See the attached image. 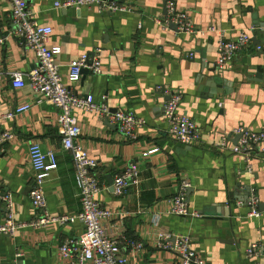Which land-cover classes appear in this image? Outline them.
Masks as SVG:
<instances>
[{
    "label": "crops",
    "instance_id": "obj_1",
    "mask_svg": "<svg viewBox=\"0 0 264 264\" xmlns=\"http://www.w3.org/2000/svg\"><path fill=\"white\" fill-rule=\"evenodd\" d=\"M56 1L62 0H27L34 19L53 29L49 44L61 48L55 59L70 90L79 96L91 94L110 111L145 121L128 139L106 117L75 111L79 143L98 163L92 170L101 185L96 199L114 213L115 224L127 229L121 253L137 264H176L170 249L157 246L156 234L163 229L188 234L206 264H261L245 250L252 242L264 243V154L237 151L235 130L264 129V0H172L189 13L194 33L162 24L169 0H118L130 11H110L96 3L68 9L56 7ZM15 31L9 2L0 0V68L27 73L37 60ZM242 31L249 33L251 43L218 69V35L236 39ZM82 53L96 54L102 73L86 71L77 83H69L68 64ZM169 92L179 96L178 112L196 122L201 133L197 145L168 135L164 103ZM25 102L31 103L27 111L8 116ZM58 113L28 84L14 89L6 79L0 87V133L14 134L0 143V192L11 194L19 225L14 235H0V264H72L58 249L82 235L80 221L28 225L39 213L30 198L32 142L57 153V168L44 184L49 213L71 216L80 211L74 163L61 147ZM223 137L228 139L224 147L218 144ZM151 146L160 151L140 161L139 185L116 196L109 180ZM182 182L189 184L190 214L170 215L171 199ZM249 190L258 198L256 214L246 201ZM6 211L0 200V224ZM154 216L159 217L158 226ZM137 242L142 249L132 250L130 244Z\"/></svg>",
    "mask_w": 264,
    "mask_h": 264
},
{
    "label": "built area",
    "instance_id": "obj_2",
    "mask_svg": "<svg viewBox=\"0 0 264 264\" xmlns=\"http://www.w3.org/2000/svg\"><path fill=\"white\" fill-rule=\"evenodd\" d=\"M10 5V16L16 26L15 34L22 38L29 50L37 60V66L29 72L3 71L0 68V87L4 80H8L14 89H21L29 85L32 92L39 95L49 104L59 110L57 114V128L61 136V147L70 153L74 163V177L80 202V211L76 215L52 216L47 210V202L44 195V184L51 171L58 165L56 150L44 151L40 144L32 142L28 146L30 166L33 172V184L30 193L32 206L39 211L36 218L29 222L31 227H42L50 223L64 224L67 221L78 220L83 225V233L78 240H66L58 249V254L68 259L72 264H137L121 253L120 246L125 242L127 229L122 223H114V213L103 206L96 195L101 190V185L92 170L98 163L91 157L87 150L79 143L81 127L75 111H87L97 113L106 117L117 128L125 138L133 139L136 130L144 125L145 121L132 113L123 111L111 112L104 104L95 101L93 95L79 96L74 94L66 80L59 72V64L56 56L61 52L58 45H50L49 39L53 33L50 25L39 24L29 9L27 0H7ZM101 4V8L110 11H130V8L121 4L118 0H77L56 1V7H76L85 5ZM162 24L176 25L177 32L194 33L196 28L192 23L189 13L177 8L172 0L166 2V16ZM4 37L0 36V43ZM251 43L248 32L242 31L236 39L227 38L221 33L217 37L218 58L216 66L218 69L225 68L230 64L234 56L242 48ZM260 49V47H257ZM86 70L92 74L102 73V64L96 54L82 53L72 59L68 64L67 81L77 83ZM161 87H157L160 90ZM40 101V100H38ZM179 96L169 92L168 99L164 103V118L167 125V133L174 140L188 145H197L201 139L200 130L196 122L189 116L178 112ZM31 103L25 102L14 108L8 116H14L27 111ZM235 132L240 135L237 140L236 150L247 156L252 155L256 149L264 154V129L253 131L238 128ZM13 133H0V143L11 140ZM228 139L223 137L218 143L224 147ZM157 146H151L139 152L138 157L127 164L124 170L116 175L112 182L113 193L116 196L124 195L130 187L140 183V161L148 159L159 152ZM250 170V165L246 166ZM188 183L182 182L178 192L171 199L169 209L170 215L187 216L190 214L186 203ZM2 201L6 203L7 211L3 222L0 224V235L12 236L19 225L15 222L11 208V194L5 193ZM248 206L250 213L256 214L258 198L250 191ZM154 225H159V217L154 216ZM157 246L170 249L177 258L176 264H206L192 248V238L188 234L174 235L168 230L160 229L156 234ZM174 237V242L169 240ZM132 250L142 249V242L131 243ZM246 256L251 259H260L264 264V243L261 241L252 242L245 250Z\"/></svg>",
    "mask_w": 264,
    "mask_h": 264
},
{
    "label": "water",
    "instance_id": "obj_3",
    "mask_svg": "<svg viewBox=\"0 0 264 264\" xmlns=\"http://www.w3.org/2000/svg\"><path fill=\"white\" fill-rule=\"evenodd\" d=\"M62 1H74V2H76L77 0H62ZM100 1H103V0H100ZM68 9L70 8V7H67ZM171 26V28H173L174 30H176L177 31V28H176V25H174V24H171L170 25ZM83 72H86V70H84ZM167 99H168V97H167ZM117 111V110H116ZM116 111H113V112H116ZM112 112V111H111ZM239 137H240V135H238L237 137H236V141H235V144L237 143V140L239 139ZM1 146V145H0ZM109 184H110V190L111 191H113V188H112V179L111 180H109ZM250 191V190H249ZM249 191H248V196H247V202H248V200H249ZM190 192V189H188V193ZM5 195V193L4 192H0V200L2 201V197Z\"/></svg>",
    "mask_w": 264,
    "mask_h": 264
}]
</instances>
